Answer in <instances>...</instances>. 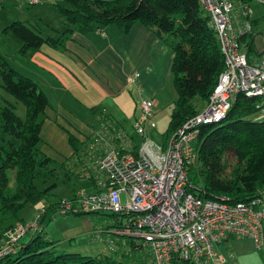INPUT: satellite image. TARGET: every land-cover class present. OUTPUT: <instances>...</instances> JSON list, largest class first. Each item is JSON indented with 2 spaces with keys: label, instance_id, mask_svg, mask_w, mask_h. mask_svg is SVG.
Here are the masks:
<instances>
[{
  "label": "trees",
  "instance_id": "16d2710c",
  "mask_svg": "<svg viewBox=\"0 0 264 264\" xmlns=\"http://www.w3.org/2000/svg\"><path fill=\"white\" fill-rule=\"evenodd\" d=\"M52 5L64 19L65 25L54 37H44L19 20L12 21L2 29L4 33L11 31L21 41L18 53L37 49L42 43L63 48L74 31L86 33L109 24L127 30L134 22H140L169 40L175 52L172 74L176 99L167 133L171 135L206 104L223 69V55L198 0H65L64 3ZM239 42L247 55L257 53L250 34L240 36ZM0 77L2 88L12 95L16 104L12 99L0 95L2 237L14 225L29 223L21 215L27 205H35L50 195L55 182L41 188L36 180L39 177L44 183L51 169L57 167L63 171L66 182L75 178L73 191L77 187L91 191L96 185L93 173L90 176L84 173H89V168L86 158L78 153L80 148L86 149L84 141L79 142L69 136L74 148L71 162L68 158L54 164L40 152V116L48 103L46 96L33 80L10 66L1 53ZM16 100L24 105V116L15 111ZM255 101L256 98L236 94L223 120L199 128L192 143L196 159L187 167L186 174L191 186H202L204 194L200 195L205 198L224 197L231 203L247 201L257 193L259 187H264V112L259 114L262 118H248L255 111ZM108 120V117L102 118L96 130L107 125ZM163 142L166 144L164 139ZM120 152L124 151L120 149ZM228 152H232L236 160L230 167L225 162ZM191 186H187L186 190L193 193L195 190ZM60 199L48 201L41 207L45 209L38 221L41 228L27 233L26 238L18 243L16 253L2 260L9 264H123L112 254L90 256L53 250L54 242L44 238L42 227L52 218ZM83 214L86 213L75 215ZM216 249L218 251V247ZM218 255L221 256L219 251ZM181 264L193 262L183 261Z\"/></svg>",
  "mask_w": 264,
  "mask_h": 264
},
{
  "label": "built area",
  "instance_id": "2783aa9c",
  "mask_svg": "<svg viewBox=\"0 0 264 264\" xmlns=\"http://www.w3.org/2000/svg\"><path fill=\"white\" fill-rule=\"evenodd\" d=\"M198 1L223 55V69L206 104L166 144H159L144 127L156 128L153 99H139L133 126L139 143L129 148L125 145L128 136L120 128L112 122L102 125L93 137L105 147L89 146V173L84 172L87 176L93 173L96 187L91 191L80 188L72 197L58 200L54 208L56 216L120 215L114 231L147 250L149 264H223L216 248L230 236L251 238L257 249L264 248V187L247 201L231 203L224 197L205 198L200 195L204 194L202 186L194 188L187 178V167L196 159L192 143L199 128L223 120L233 95L256 98L264 111V38L261 50L253 55H247L239 42L240 36L253 32L252 7L236 6L235 0ZM116 140L123 141L124 152L117 149ZM187 186L195 191H187ZM44 210L31 222L18 223L7 231L0 261L16 253L27 233L41 228L38 221Z\"/></svg>",
  "mask_w": 264,
  "mask_h": 264
},
{
  "label": "crops",
  "instance_id": "0c3cea01",
  "mask_svg": "<svg viewBox=\"0 0 264 264\" xmlns=\"http://www.w3.org/2000/svg\"><path fill=\"white\" fill-rule=\"evenodd\" d=\"M247 1L254 11V29L250 35L258 52L264 38V3L259 0ZM6 2L11 3L12 9L18 8L20 12H23V5L26 7L31 4L26 9L30 12L34 8L43 9L55 3H64L65 0H0L2 7ZM1 16L3 15L0 14ZM33 18L36 22H44L39 14H35ZM59 21V29L43 36L54 37L64 29L63 20ZM24 22L30 26L29 21ZM47 25L49 26L48 23ZM18 55L20 57H14L17 69L13 68L33 80L48 102L40 116L39 150L54 164L62 163L68 158L71 162L74 148L69 136L79 142L84 141L86 149L80 148L78 152L82 158H86L89 146L104 148L103 142L92 137L101 119L106 117L128 136L125 145L133 147L135 143L130 133L133 125L129 129L128 124L134 114H137L136 111H139V99H153L154 115L165 107V100L174 102L176 99L172 74L175 57L173 46L164 36H159L154 28L140 22H134L127 30H121L116 24H109L86 33L74 31L63 48L42 43L37 49H27ZM22 114L24 116L25 108ZM105 136L109 138L108 134ZM162 142L163 138L158 143ZM114 144L118 150L124 146L120 140H116ZM71 181L74 182L73 178ZM61 184L68 186L64 180ZM69 186L68 196H55L52 201L72 197L74 191L76 193L80 189L73 191L74 183ZM37 212L38 210L35 215ZM78 216H56L53 212L52 218L42 227L44 238L54 242L55 252H78L93 256L91 254L98 251L92 247L82 249L85 245V232L92 228L85 225L87 220L90 221L88 218ZM6 233L7 231L0 237V246ZM114 234L124 237L115 231ZM88 238L89 244H93L92 239ZM122 238L121 243L112 246L111 250L115 251L113 253L123 256L130 248H134L140 254L134 258V264H149L147 250L135 247L131 238L130 243ZM236 238H228L217 246L220 257L224 260L223 264H264V248L256 250L251 240ZM0 263L9 264L8 261Z\"/></svg>",
  "mask_w": 264,
  "mask_h": 264
},
{
  "label": "rangeland",
  "instance_id": "374dc122",
  "mask_svg": "<svg viewBox=\"0 0 264 264\" xmlns=\"http://www.w3.org/2000/svg\"><path fill=\"white\" fill-rule=\"evenodd\" d=\"M6 3L3 7L0 4V14L3 15L0 17V53L4 57V59L9 63L10 66L17 69L16 66H18V64H17V61L15 58L20 57L18 55V48L21 45V41L11 31H7L4 33L2 31V29L4 27L8 26L12 21H15V19L21 20L23 22L25 20H27V21H29L28 23H29L30 27L34 31L40 33L41 35L46 36V35H50L52 33V30L59 29L61 26V23L59 20H64V19L60 16L56 7L51 6V5L48 8H43V9L42 8H39V9L34 8L30 12H27L26 11L27 7H29L31 5V4H27L26 7L24 5L22 6L21 10L23 12H20L18 8L12 9L11 3L8 2L7 3L8 5H6ZM235 3H236V6L244 5V4H248L249 6H251L248 1L244 2L243 0H235ZM35 14H39L40 16H42V19L44 20V22L43 23L42 22H36V20L34 18L32 19V17H34ZM47 23L49 24V26L47 25ZM262 45H263V41H262ZM1 84H2V79L0 77V95L2 97L10 98V99L14 100L12 95H10L6 91H4ZM234 96L235 95H233L230 98V100H232L234 98ZM165 101H167L165 107H163L161 110H159L153 116L157 127L152 128L149 124H144L146 134L151 139L156 141L157 143L161 140V138H163L164 141L167 142V138H168V136H170L167 132H168V129L170 126L169 125L170 124V117H171V112L173 111V108H174V105H173L174 102L171 100H165ZM0 102H2V98L0 99ZM16 103H18V106H17L15 111L17 112L18 115L22 116L24 105L17 100H16ZM262 108L263 107L261 106V104L259 102L255 101V111L252 112V114H249L248 118L249 119L252 117L262 118V117H259V114L264 112V111H261ZM136 113L137 114H134V116L131 118V123L128 124L129 129L131 128V125L134 126L135 121L139 115V111H136ZM130 133H131V138L133 139L134 143L138 144L140 136L135 132L133 127L131 128ZM235 161L236 160H235L233 153L228 152L226 154V157H225V162L228 165V167L235 164ZM50 172H51V174L48 177L44 178L45 179L44 183L42 181H40L39 177L37 178L36 182L39 185V187H41V188L49 186V184H51L52 182H55V187L53 188V190L50 192V195H48L46 199L38 202L35 205L26 206V208L21 212L23 219L26 220L27 222H30L31 219L34 217L35 212L37 210L39 211L41 207L45 206L48 201H52V199L55 196H60V197L61 196L62 197L68 196L70 194V188H71V186H69V184L71 185L72 183L76 182L75 178H73L74 182L71 181V178L69 179L70 181L66 182L65 181L66 179L64 178L63 171H61L57 167L54 168L53 170L51 169ZM39 176L42 177V174L40 173ZM63 180L66 183V185H68L67 187H65L64 185L62 186L61 183ZM77 188H79V187H77ZM260 189H261V187L258 188L257 192ZM78 217L88 218L90 221L87 220L85 225L87 227L92 228V229H90V231L87 230L85 232L86 234H85V238H84V242H83L85 245L82 246L83 247L82 249H85L86 247H90V248L92 247L93 249L98 250L97 252H94V254H91L93 256H96V253L97 254L105 253L108 255L112 254V255L117 256L123 264H134V258L138 257L140 255L136 249L130 248L122 256V255L113 253L115 251L111 250V248H110V246L115 247L116 243H121L120 240L122 237L115 235L114 231H113V229H115V227H111V225H115V223H116L115 221L117 219H120V215H113L112 213L105 212L103 214L88 213V214H83V215L78 216ZM88 237H90V239H92L91 241L93 242V244H89V242L87 240ZM122 239H127L128 242L130 240V238L127 236H124ZM236 239H242V240L249 239V240H251L254 248L257 250L252 239H250V238H236ZM230 254H232L234 256L233 252H231ZM2 261H3V263L6 262L4 260H2Z\"/></svg>",
  "mask_w": 264,
  "mask_h": 264
}]
</instances>
